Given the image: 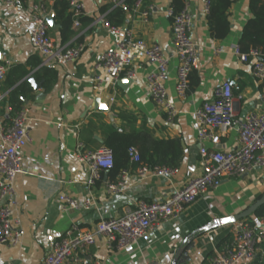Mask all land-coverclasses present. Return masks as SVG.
Listing matches in <instances>:
<instances>
[{"label": "crops", "instance_id": "0c3cea01", "mask_svg": "<svg viewBox=\"0 0 264 264\" xmlns=\"http://www.w3.org/2000/svg\"><path fill=\"white\" fill-rule=\"evenodd\" d=\"M33 1L43 4L58 26L55 30L49 27L55 44H77L82 51L80 58L68 67L53 63L43 67L57 72V79L46 91L42 81L34 78V73L41 69L42 58L34 52L30 40L31 19L26 4L15 10L5 0H0V64H8L9 71L14 68L28 70L29 74L15 86L27 82L31 90L22 98V107L28 110L31 141L20 151L21 172L13 183L16 202L13 214L20 220L21 240L16 247L0 245V264H40L52 244L71 224L88 229L100 220L122 217L133 210L138 201L164 199L198 176L199 144L194 113L212 99L214 89L223 81H229L234 95L241 96L235 104L239 118L248 112L264 114V82H255L250 67L234 54L242 29L252 16L249 0H237L232 4L230 31L222 40L214 39L209 33L204 0H186L199 64L190 74V83L197 80V84L189 88L185 100H179L175 92L177 62L172 48L171 19L166 15L171 0H143L137 9L134 6L127 9L124 0H119L116 6L109 0H74L83 5L82 14L78 17V26L72 25V33L63 43L60 25L53 19L52 7L56 0ZM116 7L125 8L126 13L123 25L113 31L106 28L104 18ZM127 33L148 45L157 44L170 58L166 88L170 101L178 110L172 121L155 109L147 94L143 78L151 66L143 55L132 54L135 79L118 77L114 80L98 67L99 56L114 49ZM37 61L40 64L31 67ZM98 76L103 80L101 83L95 81ZM14 78L13 75L10 79ZM31 78L39 84L38 90L29 83ZM122 80L127 83L123 84ZM8 82L3 81L1 86L4 98L12 90L7 87ZM1 112L0 105L2 116ZM119 112L132 115L135 122L120 121L116 117ZM108 126L126 131L145 126L156 139L179 138L184 151L180 167L170 178L143 180H138L135 170L129 169L131 175L122 194L105 192V183L110 181L108 171L101 173L93 187H88L85 184L87 167L77 160V149L81 145L85 151H96L105 146L104 133ZM205 145L210 150L232 151L238 146L237 133L230 131L221 136L216 148L210 143ZM62 194L78 202L92 196L96 206L65 213L59 199ZM263 194L264 170H255L240 178H225L218 188L198 198L176 219L153 228L136 245L117 251L109 249L103 237H97L95 245L80 253V264H172L177 248L193 232L244 212ZM228 233H232L231 225L196 235L192 241L191 260L186 264H204L216 244Z\"/></svg>", "mask_w": 264, "mask_h": 264}, {"label": "built area", "instance_id": "2783aa9c", "mask_svg": "<svg viewBox=\"0 0 264 264\" xmlns=\"http://www.w3.org/2000/svg\"><path fill=\"white\" fill-rule=\"evenodd\" d=\"M116 6L119 0H109ZM210 0H204L207 13ZM6 4L18 10L20 0H5ZM75 12L74 18L82 14L83 5L68 0ZM143 0H136L134 8L141 6ZM183 9L175 13L169 8L166 15L171 19L172 48L176 59L175 92L179 100H185L190 88V74L198 68L199 58L196 44L192 40V18L186 0ZM31 19L29 30L34 52L42 58L41 68L49 63L68 67L80 56V45L57 46L50 36L46 21L47 9L33 0H23ZM78 26V20L73 23ZM106 28L113 31L117 29ZM137 52L151 66L144 76V83L154 107L172 121L178 115L168 96L166 79L168 76L169 57L157 44L148 45L143 40L127 33L114 49L99 56L98 67L114 80L118 77L135 79L132 69V54ZM234 54L240 62L250 67V75L255 82H264V52L251 49L247 54L240 52L238 46ZM9 65L0 64V105L4 99L2 83L9 71ZM96 82L103 80L100 76ZM114 85V84H113ZM264 99V93H263ZM232 84L223 81L213 92L212 99L203 103L194 113L197 142L199 144L198 176L189 179L181 188L174 190L164 199L146 202L140 200L135 208L122 217L100 220L92 228H82L71 224L64 234L57 239L40 264H80V253L95 245L97 237H103L109 249L122 251L136 245L156 226L176 219L188 206L208 192L218 188L225 178H240L255 170H264V114L248 112L239 118L236 113V101ZM113 97L110 102H113ZM10 110L7 109V113ZM28 110L22 107L14 112L8 121L0 115V245L16 247L21 240L20 220L14 216L16 207L13 187L16 176L21 172L20 151L30 143ZM230 131H236L238 146L232 151L210 150L206 143L215 148L220 137ZM130 164H139L138 150L130 147L127 151ZM79 163L87 167L88 177L85 184L93 187L101 173L113 167L114 158L110 148L102 146L96 151H85L79 145L76 153ZM176 169L138 167L134 174L138 180L148 177L170 178ZM130 170L120 172L117 179L105 183L108 195L122 194L130 178ZM62 210L65 213L80 209L90 210L96 206L92 196L82 202L60 195ZM232 226L233 242L222 250L215 249L208 258V264H252L256 258L264 257V217L247 218L235 222ZM1 258V256H0Z\"/></svg>", "mask_w": 264, "mask_h": 264}, {"label": "trees", "instance_id": "16d2710c", "mask_svg": "<svg viewBox=\"0 0 264 264\" xmlns=\"http://www.w3.org/2000/svg\"><path fill=\"white\" fill-rule=\"evenodd\" d=\"M237 0H210L206 15L207 25L211 37L216 40L224 39L230 31L229 12L232 4ZM136 0H124L127 9H131ZM24 4L20 0V5ZM183 0H171L170 8L175 13L183 9ZM251 18L245 23L241 37L238 41V48L243 54H247L251 49H258L264 52V0H249L248 2ZM54 22L60 25L59 33L62 43L72 33L71 27L74 23V11L69 5L68 0H56L52 7ZM125 8L116 7L106 14L104 21L109 27L118 29L125 21ZM40 61L31 65L37 67ZM29 74V71L23 68H14L8 71L4 83L12 90L7 94L1 102L2 116L8 121L14 112L22 108V98L30 93L27 82H22L15 86L16 82H20ZM14 79H10L13 77ZM36 80L42 81L43 88L48 91L57 79V72L51 68H41L34 73ZM10 79V80H9ZM197 84V80L190 83V89ZM5 109L10 111L5 114ZM4 112V113H3ZM116 117L126 124L135 122V117L126 113L119 112ZM104 145L113 152L114 163L112 169L108 171V179L112 182L116 180L122 170H136L138 167L147 168H169L178 169L183 160L184 151L179 138L173 139H156L153 133L145 126L139 129L131 128L124 130L123 128H114L108 126L104 133ZM130 147L138 150L140 156L139 164H130L127 151ZM264 217V205L261 206L251 218L258 219ZM233 242V234L228 233L217 244L216 249L222 250L229 247ZM264 248V246H263ZM213 254L211 252L204 260V264L208 263V258ZM252 264H264V257L256 258Z\"/></svg>", "mask_w": 264, "mask_h": 264}, {"label": "water", "instance_id": "95a60500", "mask_svg": "<svg viewBox=\"0 0 264 264\" xmlns=\"http://www.w3.org/2000/svg\"><path fill=\"white\" fill-rule=\"evenodd\" d=\"M46 21H47V23L51 29L55 30L58 27L57 25H55L53 23L52 18L50 16L46 17ZM29 83L31 84V86L34 90H38L39 84H36L32 78L29 79ZM122 83L126 84L127 82H126V80H122ZM263 205H264V194L253 205H251L249 208H247L244 212H242L238 215H235L233 217H227V218L220 219L217 222H215L214 224H212L211 226H205V227L198 229L196 232H193L177 248V250L173 256L172 264H186L191 260L190 253L194 248V243L192 241L196 235H198L200 233H204L205 231H209L212 229L219 228V227L232 225L237 221L247 219V218L251 217L253 214H255L256 211Z\"/></svg>", "mask_w": 264, "mask_h": 264}]
</instances>
